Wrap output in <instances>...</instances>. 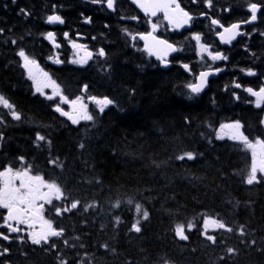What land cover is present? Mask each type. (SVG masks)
<instances>
[{"label":"trees","instance_id":"16d2710c","mask_svg":"<svg viewBox=\"0 0 264 264\" xmlns=\"http://www.w3.org/2000/svg\"><path fill=\"white\" fill-rule=\"evenodd\" d=\"M47 8L38 0L0 3V92L21 116L20 121L6 119L0 170L16 167L23 156L33 172L56 179L70 198L96 207L57 220L65 229L63 239L75 247L60 242L46 251L55 254L52 260L34 251V257L17 263L60 264L59 257L68 264H264V181L244 183L252 163L248 149L216 139L221 125L235 121L249 140L264 139L262 112L235 102L232 83L226 92L220 88L213 94L215 83L203 96L189 99L190 78L181 70L162 71L155 65L145 70L118 48L108 59L109 74L88 69L65 76L71 68L56 69L65 87L76 92L87 84L89 95L116 102L102 115L94 113V122L73 125L33 94L16 55L21 48L37 59L50 55L42 40L33 48L43 33L34 31L42 30ZM37 132L51 145L40 142L37 147ZM186 151L203 155L193 161L175 159ZM57 157L62 169L48 163ZM129 199L133 205L127 204ZM117 202L119 208L114 207ZM136 203L149 211L141 233L128 231L137 218ZM116 216L122 221L118 226ZM204 216L222 219L233 233L209 230L217 236L211 244L196 230ZM188 222L196 228L189 240L181 241L174 228ZM240 225L247 232L243 239L255 240V245L240 243ZM227 247L238 250L234 259L228 258Z\"/></svg>","mask_w":264,"mask_h":264},{"label":"snow or ice","instance_id":"6c2138e0","mask_svg":"<svg viewBox=\"0 0 264 264\" xmlns=\"http://www.w3.org/2000/svg\"><path fill=\"white\" fill-rule=\"evenodd\" d=\"M12 3H15L16 0H11ZM93 4H104L107 9L115 11L116 0H91ZM195 3L196 0H193ZM130 3L136 5L142 12L145 17H157L158 13H163L162 20L167 21L171 26L172 30H182L184 28H191L194 17L182 8L178 0H130ZM206 4L209 8L212 7V0H206ZM7 7V5H4ZM264 5L260 3H251L249 5L250 10V19L243 21L245 24H251L252 22L257 21V13L261 11ZM225 12L231 11V9H224ZM21 13H25L21 9ZM201 17L205 16L206 13H201ZM128 19L132 21H139L138 16H130ZM64 20L60 15L53 14L46 18V23L55 25V24H64ZM87 23H91V19L86 20ZM151 24V31L147 33H137L132 34L128 32L127 34L131 36L132 41H135L137 37L144 41L143 50L147 52L149 56H154L158 61L162 62L165 67L169 66L171 63L168 57L177 52L183 51L182 48H177L173 43H170L167 39H162L155 35L161 26L160 23H153L149 20ZM211 24L218 26L223 29V31L218 33L219 39L223 44L231 45L238 36L248 35L249 38L251 33H243L240 31L241 23H232L230 26L225 27L219 19H211ZM3 29H0V33H3ZM123 31L127 32V29ZM64 38L67 39L69 36L68 32H65ZM79 35V34H78ZM261 36H264V33H260ZM44 39L49 41L53 48L59 49L60 44L56 42L55 33L52 31L47 32L44 35ZM92 39H96L93 37ZM191 39L196 41V44L201 54V59H203V54L207 53V56L212 62L216 61H227L228 56L223 52L216 51L215 53L210 50V45L202 43L201 34L196 33L192 35ZM12 44H16V40L11 41ZM71 47L73 51V57L68 61L69 64L78 65L84 67L88 65L89 61L93 60L94 53L87 50L85 44L77 43L76 41H71ZM135 47V44H133ZM16 55L22 61V68L26 70V75L28 80L32 82V87L34 88V95L39 94L43 96L48 101H55L54 111L62 117H66L71 124L78 125L81 121L94 122V116L89 111V105L85 102V95L88 92L89 86L87 84L82 85L80 89L81 95L76 96L74 99H69L61 89V86L57 83L51 75L45 71L38 63L35 58L30 57L23 48H21ZM96 58L106 57L107 54L103 48H100L95 54ZM49 60L53 64H63L64 61L59 58V53H56L54 56H49ZM104 64L107 67L102 68L106 74L110 73V65H108L107 60L104 61ZM180 66L186 71H190L189 65L186 63H180ZM221 71H224V68L218 67L214 70L209 66V70L201 71L198 76V82L188 85L190 89L189 99L192 98V94H200L204 88L207 86L208 78L213 75H218ZM242 73L246 76H256L257 73L253 69L249 68L247 70L241 69ZM235 89H240L242 86L239 83L233 84ZM46 89H51V94L46 93ZM134 93V90H130ZM243 91L249 94L251 97H255V107L260 108L262 103H264V86L260 87L258 91L254 90L251 87L243 88ZM232 95L235 99L239 100V96L236 92H233ZM58 98V99H57ZM88 101L95 105L98 109V114L104 113L105 109L109 106H115L116 102L113 99L104 96L99 98L97 96H88ZM0 104L4 108L12 110L13 105L8 102L3 95H0ZM62 105H68L69 110H65ZM12 117L16 121L21 120V116L18 112L12 111ZM260 123L264 125V120H261ZM243 125L239 121H235L229 124H223L220 126V129L217 132L216 139L223 140L225 135L221 133L226 132V137L232 141H238L245 148L251 150L252 163L250 170L246 175V179L243 181L247 185L259 184L264 181V139L259 137L255 138V141L249 140L247 136L244 135L241 129ZM3 136L0 133V141H2ZM36 146H40V142H44L46 145H51V140L48 139L45 135H41L39 132L35 135ZM80 149H84L85 145L83 143L79 144ZM259 148V151L257 150ZM198 155L202 156V153H196L194 151H186L182 155H178L175 159L184 161H193L196 160ZM20 162V169L14 170L12 166H7L3 170H0V210H6V212H0V220L3 221L0 224V228H5L7 233H23L27 229V239L24 235H19L15 239L19 240L21 243L30 242L32 245L41 246L44 251L55 250L58 242H62L66 246L75 247V244L69 245L67 239L63 238L65 235V229L63 227L54 226L55 220H59L61 217L66 214L73 213L74 210H78L82 213H87L89 208H95V204H82L78 199L70 198V194H66L62 189L61 185L57 182L56 179L45 180L43 175L31 174L32 165L25 162L24 157L21 156L18 158ZM49 165L56 166L62 169V164L59 162V158H50L48 161ZM258 173L260 174L258 176ZM18 181V183H17ZM56 201L57 203H54ZM128 205H133V200L129 199L127 201ZM50 206L48 211L53 214L54 219L46 218L44 213L46 211L45 206ZM114 207L119 208L120 203L117 202ZM134 211L136 215V220L132 223L128 229L129 232L141 233V223L149 220V211L139 203L134 205ZM115 223L118 226L122 223L119 216L115 217ZM21 225L26 226L22 228ZM38 225V227H37ZM187 227V233H186ZM211 227L213 232L218 230H223L226 233H233V227L228 226L222 219H214L211 216H204L202 227L196 228L195 222H188L187 226L184 223L176 224L174 228L175 236L181 241L189 240V235L191 231L196 228L198 233L205 237L207 241L215 245L217 243V236L209 234V228ZM239 237H241L240 243L247 246L255 245L256 241L251 240L250 242L243 239L247 232L244 225H240L237 229ZM5 234V232H0V239L4 241L10 240V235ZM58 238V239H52ZM79 239L78 237L76 238ZM223 240L224 237H221ZM80 247H83L81 244ZM104 247H108L104 245ZM9 252L7 247L0 249V257L4 256ZM226 252L229 259H234L235 255L238 254V250L232 247H227ZM60 264H68V261L59 258ZM223 259V257L221 258ZM0 264H4L3 261H0Z\"/></svg>","mask_w":264,"mask_h":264},{"label":"flooded vegetation","instance_id":"af4514ba","mask_svg":"<svg viewBox=\"0 0 264 264\" xmlns=\"http://www.w3.org/2000/svg\"><path fill=\"white\" fill-rule=\"evenodd\" d=\"M5 1L7 0H0V3ZM38 1H42L44 4H50L54 14L60 15L65 21L62 25H51L46 23V20L44 22L46 27L44 29L45 34L49 31L55 33L56 42L61 45L59 49L53 48L52 44L44 39L43 36V43L52 47L54 51H57L59 53V58L64 62L67 61L68 63L73 57L74 50L71 47V41L74 40L77 43L85 44L87 50L94 53L93 60L89 61L86 66L99 65L100 62L105 60L108 62L111 53L118 48H122L125 55H129L148 68L152 59L143 50L144 41H141L138 37L135 41H132L131 36L127 33L137 34L151 31L150 20L153 23L158 22L161 24L155 35L162 39H167L177 48L183 49L185 39L188 40L192 46H196V41L191 39V37L199 33L202 37L201 42L210 45L211 51L214 53L220 51L228 56L227 61L216 62H212L207 55L204 56L206 61V67L204 69H209V66H211L213 70L218 67L224 68V71H221V74L211 82V87L217 83V86L213 87L211 91L223 88L227 84L237 82L240 80L237 76L241 78V85L244 86V88L251 87L258 91L260 87L264 86V75L262 74L264 73V36L260 35V33H264V7L257 13V21L251 24L243 23V21L250 19L251 13L249 5L251 3H260L264 5V0H212L211 8L207 6L206 0H196L195 3L193 0H178L180 6L194 17L191 28L182 30H172L167 21L162 20L163 13H158L157 17H145L142 10L136 5L131 4L130 0H116L115 11L107 9L104 4H93L91 0ZM224 9H231V11L225 12ZM201 13H206V15L201 17ZM130 16H138L139 21L128 19ZM88 18L91 19V23L86 22ZM211 19H219L225 27L230 26L232 23H241L242 26L240 31L246 34L251 33V36L250 38L248 35L238 36L231 45L223 44L218 38V33L223 31V29L212 25ZM124 29H127V32L123 31ZM65 32L69 33L67 39H65L63 35ZM93 37L96 39H92ZM133 44H135V47H133ZM100 48L105 50L107 56L97 59L95 54ZM98 60H100L99 63ZM171 62L178 66L180 63L186 62L190 67V71H193V63L182 54V51L175 55L171 59ZM38 63L45 71H48L47 66L57 67L61 65L53 64L52 61L47 60V58L44 60V64H46L44 67L42 62L38 61ZM154 63L159 65V63L155 61ZM70 65L82 68L78 65ZM236 68L240 69L236 70ZM249 68L256 71L257 75L246 76L240 71L241 69L247 70ZM51 70L50 67V75ZM190 71L186 72V74ZM224 79L226 80L224 82L225 84L220 82ZM241 101L243 106H254L256 98L251 97L242 90L240 103ZM52 103L55 105V101H52ZM62 107H64L66 111L69 110L68 105H62ZM260 111L263 110L257 112ZM45 207V217L52 218V213L47 210L50 206L46 205ZM0 211L6 212V210ZM2 223L3 221L0 220V224ZM21 227L26 229L24 225H21ZM0 232L9 234L5 228H0ZM9 235V241L0 239V249L3 247L9 249L7 254L0 257V261H3L4 264H22V261L20 263H17V261L34 257L27 252V250L34 249L32 246L38 247L37 245H32L30 242L21 243L19 240L15 239V237L19 235H24L25 239H27V229L23 233H11Z\"/></svg>","mask_w":264,"mask_h":264},{"label":"rangeland","instance_id":"374dc122","mask_svg":"<svg viewBox=\"0 0 264 264\" xmlns=\"http://www.w3.org/2000/svg\"><path fill=\"white\" fill-rule=\"evenodd\" d=\"M186 55L187 58L190 59V61H193V65L195 68L197 69H201V68H205L206 67V61H205V55H207V53H204L203 54V59H201V54L199 53V49H198V46H191V45H187L185 48H184V53ZM46 93H50L51 94V89H47L45 90ZM2 105V104H0ZM226 132L227 130H225V133H221V135H225V139L223 140H230L226 137ZM232 141V140H231ZM238 142V141H236ZM254 142V141H253ZM249 150V149H248ZM257 150L259 151V148H257ZM250 153H251V150H249ZM20 169V168H19ZM260 174L258 173V176ZM54 203H57L56 201H54ZM209 230L212 231L211 227L209 228Z\"/></svg>","mask_w":264,"mask_h":264},{"label":"water","instance_id":"95a60500","mask_svg":"<svg viewBox=\"0 0 264 264\" xmlns=\"http://www.w3.org/2000/svg\"><path fill=\"white\" fill-rule=\"evenodd\" d=\"M187 28V27H186ZM174 54V53H173ZM173 54H171L169 57H168V59L173 55ZM151 57H153L155 60H157L154 56H151ZM158 61V60H157ZM160 62V61H159ZM161 65H162V68L164 69V70H168L169 68H170V64H169V66H167V67H165L164 65H163V63L161 62ZM199 76V75H198ZM217 75H213V76H210L209 78H208V82H207V86L204 88V90L200 93V94H198V95H203L205 92H207L208 91V89H209V82H210V80L211 79H213V78H215ZM198 82V78H197V81H196V83ZM194 95H196V94H194Z\"/></svg>","mask_w":264,"mask_h":264},{"label":"bare ground","instance_id":"6f19581e","mask_svg":"<svg viewBox=\"0 0 264 264\" xmlns=\"http://www.w3.org/2000/svg\"><path fill=\"white\" fill-rule=\"evenodd\" d=\"M41 3H43L42 1H41ZM44 4V3H43ZM44 5H46V4H44ZM42 16H43V14H42ZM41 16V17H42ZM20 24V23H19ZM149 69H151L150 67H148ZM174 69H177V68H174ZM145 70H148V69H146V67H145ZM180 70V69H179ZM184 73V72H183ZM67 75H71V76H76L75 74H73V73H66L65 74V76H67ZM66 80V79H65ZM73 80H74V77H73ZM226 80L224 79V80H222V81H220L221 83H223V84H225L224 82H225ZM70 85V84H69ZM71 86V85H70ZM228 86H229V84H227V85H225L223 88H222V90H221V92L222 91H227V89L226 88H228ZM220 88H218L217 90H219ZM217 90H215L216 91V93L218 92ZM213 94H214V92H213ZM192 97H194V96H192Z\"/></svg>","mask_w":264,"mask_h":264}]
</instances>
